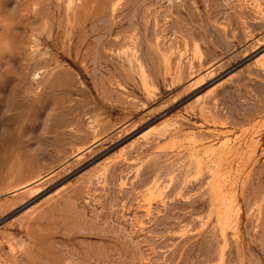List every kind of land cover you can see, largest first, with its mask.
<instances>
[{
  "label": "rangeland",
  "instance_id": "obj_1",
  "mask_svg": "<svg viewBox=\"0 0 264 264\" xmlns=\"http://www.w3.org/2000/svg\"><path fill=\"white\" fill-rule=\"evenodd\" d=\"M0 264H264V0H0Z\"/></svg>",
  "mask_w": 264,
  "mask_h": 264
},
{
  "label": "bare ground",
  "instance_id": "obj_2",
  "mask_svg": "<svg viewBox=\"0 0 264 264\" xmlns=\"http://www.w3.org/2000/svg\"><path fill=\"white\" fill-rule=\"evenodd\" d=\"M36 6V5H35ZM70 12H72V10L70 11ZM34 47V46H33ZM34 50V49H33ZM35 52V51H34ZM40 54V53H39ZM36 55V54H35ZM38 55V54H37ZM44 58V57H43ZM40 59V58H39ZM35 60V59H34ZM39 71V70H38ZM37 73V72H36ZM230 138H232V137H230ZM230 144V143H229ZM228 144V145H229ZM219 145V144H218ZM226 145V144H225ZM212 147V146H211ZM217 147V146H216ZM218 148V147H217ZM209 149V148H208ZM218 150V149H217ZM148 203V202H147Z\"/></svg>",
  "mask_w": 264,
  "mask_h": 264
}]
</instances>
